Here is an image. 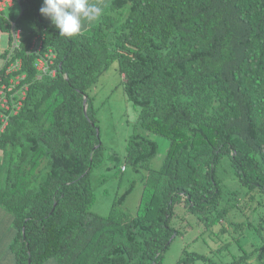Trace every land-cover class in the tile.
<instances>
[{"label":"trees","instance_id":"1","mask_svg":"<svg viewBox=\"0 0 264 264\" xmlns=\"http://www.w3.org/2000/svg\"><path fill=\"white\" fill-rule=\"evenodd\" d=\"M42 4L21 0L9 14L22 31L13 56L22 68L0 70V89L16 75L25 78L14 92L27 86L13 97L19 110L2 111L3 130L0 116V214L12 217L15 264H161L180 233L177 205L220 210L208 224L222 221L223 197L233 196L218 175L225 157L240 184L264 193V0H106L71 38ZM0 27H10L4 14ZM35 38L52 50L55 76L37 78ZM114 62L140 128L169 144L156 169L158 143L134 131L125 163L143 173L136 213L124 206L131 185L101 216L90 211L103 146L89 90ZM189 260L209 258L192 252L178 264Z\"/></svg>","mask_w":264,"mask_h":264},{"label":"rangeland","instance_id":"2","mask_svg":"<svg viewBox=\"0 0 264 264\" xmlns=\"http://www.w3.org/2000/svg\"><path fill=\"white\" fill-rule=\"evenodd\" d=\"M105 1L90 0V3L102 6ZM20 13L21 8L16 4L14 15L18 16ZM94 22L83 21L82 27ZM8 36V33L1 34L2 49L7 47ZM3 66L4 61L0 58V70ZM122 81L117 63L114 62L103 70L89 90L103 146L101 163L92 169L90 176L95 194L90 211L101 216L109 214L114 200L123 195L131 185L133 187L126 196L124 206L130 214L136 213L143 173L135 172L125 163L127 140L134 131L158 143L159 152L152 162L156 169L160 167L169 144L165 138L140 128L138 111L127 101ZM218 175L233 193V196L225 195L220 204V209L227 208L222 221L208 224L220 210L212 215H195L188 213L183 205H177L172 225L180 233L165 252L161 264H178L182 257L185 258L192 252L206 256L215 264H264V193L240 184L227 157L220 162ZM7 213L0 214V262L12 241L13 222L11 215L8 213L10 219ZM9 235L11 239L7 242L5 240ZM209 260L205 261L206 264H209ZM54 263L55 259L45 264ZM180 264L204 263L201 260H189L181 261Z\"/></svg>","mask_w":264,"mask_h":264},{"label":"built area","instance_id":"3","mask_svg":"<svg viewBox=\"0 0 264 264\" xmlns=\"http://www.w3.org/2000/svg\"><path fill=\"white\" fill-rule=\"evenodd\" d=\"M21 0H0V15L4 14L10 27L7 31H3L0 27V58L4 61V65L6 67L4 76H9L17 71H20L22 68V60L16 59L13 61V56L16 51L20 49L22 44V31L16 27V24L10 19L9 14L14 12L15 5L20 6ZM21 8V7H20ZM8 33V41L7 47L5 49L1 48V34ZM43 43L42 39L35 38L32 42L30 53H36L37 58L35 60V68L37 69V78L41 79L43 76H55L56 70L52 68L54 65L55 56L50 49L48 52H43ZM25 78V75H16L10 79L9 85L2 84L0 89V116L4 121V126L2 130L5 128L7 121L5 120V115L3 114V110L14 109V113H16L21 107L22 103L19 100L16 102L13 97H19L21 93L22 99L24 98L23 89H27V86H24L23 89L14 92V89L17 85L20 84V81ZM1 80V78H0ZM11 93L10 101L7 98V94ZM20 97V98H21ZM10 102L12 103L10 105ZM125 167H123V170Z\"/></svg>","mask_w":264,"mask_h":264},{"label":"clouds","instance_id":"4","mask_svg":"<svg viewBox=\"0 0 264 264\" xmlns=\"http://www.w3.org/2000/svg\"><path fill=\"white\" fill-rule=\"evenodd\" d=\"M101 12L90 0H43L40 8V14L58 29L59 36L68 38L81 32L83 21H95Z\"/></svg>","mask_w":264,"mask_h":264},{"label":"crops","instance_id":"5","mask_svg":"<svg viewBox=\"0 0 264 264\" xmlns=\"http://www.w3.org/2000/svg\"><path fill=\"white\" fill-rule=\"evenodd\" d=\"M12 235H13V234H12ZM10 239H11V235H9V237L6 238V240H5V239H4V240L7 241V242H9ZM11 240H12V239H11ZM7 250H8L7 254L4 256L3 261H1V262H3V263L0 262V264H8V262H10V264H15V262H14V257H13V255L10 253L9 248H8ZM10 255H11L12 257H10ZM5 258H8V260H5ZM11 258H12V259H11Z\"/></svg>","mask_w":264,"mask_h":264},{"label":"water","instance_id":"6","mask_svg":"<svg viewBox=\"0 0 264 264\" xmlns=\"http://www.w3.org/2000/svg\"><path fill=\"white\" fill-rule=\"evenodd\" d=\"M86 102H87V98H84V106H85V111H86ZM175 235H173V237L171 238V241L174 239ZM30 263V262H29Z\"/></svg>","mask_w":264,"mask_h":264}]
</instances>
